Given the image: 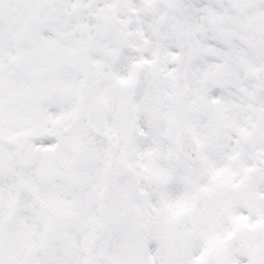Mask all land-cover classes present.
<instances>
[{
	"label": "snow or ice",
	"instance_id": "1",
	"mask_svg": "<svg viewBox=\"0 0 264 264\" xmlns=\"http://www.w3.org/2000/svg\"><path fill=\"white\" fill-rule=\"evenodd\" d=\"M0 264H264V0H0Z\"/></svg>",
	"mask_w": 264,
	"mask_h": 264
}]
</instances>
